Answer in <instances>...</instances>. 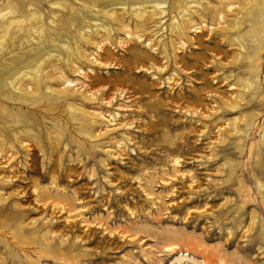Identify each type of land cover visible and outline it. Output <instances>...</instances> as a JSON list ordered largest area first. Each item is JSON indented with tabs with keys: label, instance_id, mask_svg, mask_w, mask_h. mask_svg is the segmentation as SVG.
I'll return each instance as SVG.
<instances>
[{
	"label": "rangeland",
	"instance_id": "374dc122",
	"mask_svg": "<svg viewBox=\"0 0 264 264\" xmlns=\"http://www.w3.org/2000/svg\"><path fill=\"white\" fill-rule=\"evenodd\" d=\"M9 1L0 0V14L24 20L2 40L0 61L5 63L9 53L27 59L41 47L57 57L44 65L51 77L47 82L31 81V100L0 94V153L6 156L0 154V176L6 178L0 191L7 196L0 201V264H264V13L256 17L257 31L244 25L238 32L247 51L250 46L256 51L242 58L243 73L232 67L224 71L236 74L237 84L247 83L245 90L237 85L241 98L232 110L231 88L207 67L220 36L182 27L192 43L176 53L170 45L177 41L168 28L172 16L182 23L176 7L204 6L200 0H167L163 26L172 54L161 75L153 69L162 66L161 57L152 52L161 36L153 35L147 16L140 20L116 10L108 17L98 0H18L21 8H3ZM198 19L193 15L190 21ZM100 22L109 30L102 31ZM127 28L154 43L145 47V40H126ZM102 38L108 43L96 51ZM234 51L227 50L219 61L232 60ZM94 52L112 65L88 72L87 55ZM78 67L85 76L76 74ZM174 71L180 78L165 82ZM60 74L82 81L87 93L103 89L93 101L62 98L46 89V84L61 86ZM115 95L111 106L102 103ZM215 103L217 110L207 111ZM76 107L117 114L116 123L107 126L114 130L104 133L106 122L94 118L92 123ZM196 108L210 117L188 113ZM202 123L209 125L204 133ZM22 128L36 135L23 146L14 136ZM6 152H12L9 162ZM49 216L55 220L51 242ZM65 234L69 240L61 243Z\"/></svg>",
	"mask_w": 264,
	"mask_h": 264
},
{
	"label": "bare ground",
	"instance_id": "6f19581e",
	"mask_svg": "<svg viewBox=\"0 0 264 264\" xmlns=\"http://www.w3.org/2000/svg\"><path fill=\"white\" fill-rule=\"evenodd\" d=\"M200 1L204 3V6H202L201 4H197V3H190V2L187 3L186 2L183 5H181V3H180V5H178L176 7V9H177V16L181 19V22L182 23H178V21L175 20L174 16H172V20L170 21L171 24L169 23L170 27L168 26V28L170 29V31H171L172 34L177 35V41L175 42L174 45H172V44H170V45L172 46V49L174 48V50H173L174 53H176L177 51L181 50L183 47L184 48L186 47V44H187L186 42L191 41L192 37H185L184 38V35H183L182 31H181L182 27L185 28V29H190L192 32H195V33L197 31L198 32H202L203 30L204 31L206 30V31H208L209 35H212V34L219 35L221 42H218V41L215 42L214 41L215 46L212 47L213 48V52L211 53V55L214 56V57H212V59L210 60V63L208 64L207 67L214 68L215 70H217L212 75V77L214 79H218L219 77H221V79L225 82V84H227V86H229V88H231V90H232L233 93L229 95V98H231V99L230 100L228 99L229 100V103H230V108L231 107H236L238 100L241 98V95L239 94L240 91H236L237 85L240 83L243 86V89L245 90L246 87H247V83H245V81H243V82L240 81L237 84V82H235L237 79H234L236 77V74L233 75V72L232 73L229 72L228 74H225V72L229 68L232 67L234 69L237 68L238 73H240V74L243 73V71H244L243 69L239 70V67L242 66V65H244V62L242 61L243 60L242 58H244V56H246V58H247V56L249 57L250 54L253 55L256 52L255 49L252 48L251 46L248 48L249 51H247V47L244 45V43L242 41V37H244V36L238 35V32L242 30V28H243L244 25L246 27H248L247 31H250V30H252L250 32H253L254 30L257 31V27H256L257 19H256V17L260 13H264V0H215V3L214 4H210L209 1H207V0H200ZM87 2H89V1H87ZM21 5H22V2L19 3L18 0H13V1H9L6 5L3 6V8L6 9L7 6H8V8L11 7V6H12V8L13 7H15V8H19L20 7L21 8ZM97 5L100 6L101 12H103V15L108 16V17H112L114 11L121 10V12H123L124 14H130V15L136 17V18H139V19L141 17H143L142 19L144 20L145 19L144 16H147L146 18L149 17V19L151 18L150 20L153 23L152 24L153 25V28L152 29L155 30V32L153 33V35L154 36L156 35V37L161 36L158 39V41L160 42L159 48H157V46L156 47H152V52L159 54V56L161 57V60H162V66H154L153 69L155 70V72L158 71L159 72L158 73L159 75H161L162 73L163 74L166 73L167 69L169 68L168 67V64L170 63L169 56L172 54V52H171V54H169V52H170L169 51V46L167 44V40L165 41V36H164V32H165V29L167 27H164L163 26V24L165 23L163 19L166 17L167 11H168L167 10V0H98V4ZM18 10L19 9H17V11ZM99 13H100V11H99ZM7 14H8V12L5 13V14H0V17H3L5 15H7ZM82 14H84V13H82ZM193 15H195L197 18H199L198 21L196 20V22H194V23H192L194 20L192 22L190 21L191 18L193 17ZM27 17H25L26 18L25 20H27V22H28V19L29 18H27ZM29 17H32V15L31 16L29 15ZM125 17H126V15H125ZM105 18H107V17H105ZM3 19L5 20L6 25L4 27V32L2 33V35H0V40H1L0 41V44L2 42H4V41H2L3 39L8 38L10 36V34H14L15 31H16L15 27H16L17 23H20L22 20H24L21 17L22 20L20 19L21 21H19L18 19L15 18V15H13V16L12 15L5 16ZM142 19H140V20H142ZM75 20H76V18H75ZM128 20H131V19H128ZM128 20H127V22H128ZM98 24H99V26H101L102 31L103 30L104 31H106V30L108 31L109 30V27H107L103 22H100ZM34 25L35 24H32V26H34ZM95 25H97V24H95ZM147 25H148V19H147ZM120 29H122V28L120 27ZM145 29H146V25H145ZM136 30H138V28H136ZM113 31H114V29H113ZM87 32H88V29H84L82 31V34L85 36V35H87ZM111 32H110V34H111ZM123 32H125V34H126V37H125L126 40L127 39L130 40V38H133V37L134 38L136 37L135 39L138 40V41H141V42L143 40H145L144 39L145 36L143 35V33L135 32V31L132 32L129 28H127ZM167 33H169V32H167ZM52 34H53V32H52ZM103 34H102V36H104ZM182 35H183V37H182ZM80 36H78V37H80ZM98 36H99V34H98ZM113 36H114V34H113ZM110 37H112V35ZM104 38H106V37H104ZM104 38H102V40H104V41H100V43L98 42L100 39L97 41L99 43V45L95 42L97 44L96 51L97 50H100L102 43H108V40L107 39H104ZM250 39H252V37L249 38L248 40L250 41ZM258 39H259V37H258ZM119 40H120V38H119ZM15 41H16L15 39L11 38L10 43H15ZM18 41H19V39L17 40V42ZM79 42H81V41H79ZM119 42H118V45H119ZM152 42H153L152 39L145 40V45H146L145 47H147V46L150 47L152 45ZM55 43H54V45H55ZM85 43H87V42H85ZM191 43H192V41H191ZM224 44H226L230 48H228L226 50L223 49V45ZM59 45H60V43H59ZM120 45H122V44H120ZM171 46H170V48H171ZM44 48H46V51H45ZM57 49H59V48L57 47ZM250 49H252V50H250ZM227 50H235L234 51L235 54H233V59L232 60H229L228 62L222 63L223 61L222 62L219 61L220 60V57L225 56L227 54ZM256 50H258V49H256ZM8 51H6V52H8ZM52 51H53V49H48L47 47H41L39 49H36V51L32 52L30 55L29 54L26 55L25 57H27V59H24V60L22 58L23 55H17V54L16 55H12L10 53H9L8 56L6 55V62L7 63L5 62L6 63L5 64V63H2L0 61V94H2L3 96L4 95L5 96H10V98L13 97V96H14L13 98H16V96H17L19 98H22V99L24 98L25 100H29L30 97H32L35 94V93L33 94V92H31V91H33V87H34L32 85V83H31V81L39 80V78L41 79V81L44 80V79L46 81V79L51 78L50 76H48V74L44 70V65L48 61H50L51 58H56L57 57V55L55 54L56 52L54 53ZM1 52H2V50H1ZM243 53H245V54L243 55ZM87 56H88L87 57V61L89 62V65L88 66H90V67L87 68V71L88 72H92V70H93L91 68L92 66H102V67L106 68V67L112 65V64H109V63L108 64H105V63H102L101 61H99L97 59V57H96L97 56V53H95V52H94V55L93 56H91L90 54H88ZM175 56L176 55H174L172 57L173 60L174 59L176 60V57ZM59 57H60V55H59ZM76 60H77V58H76ZM175 60H174V62H176ZM246 61H247V59H246ZM253 61H254V59H253ZM73 64L76 67V64L74 62H73ZM253 66H255V65H253ZM256 66H257V64H256ZM71 67H72V65H71ZM177 67H179V66L177 65ZM143 70L145 72L149 73L152 70V68H143ZM252 70H253V68H252ZM252 70H250V71H252ZM61 73H62V71H61ZM76 74L78 76H85L84 75L85 72L82 71V70H80L79 67L76 69ZM63 75H65V74H60L59 75V77L61 79L58 77L60 80H62L61 86L58 89L53 88V87H51L48 84H46V89L49 90V91H51L52 93L59 94L60 96H62V98L63 97L64 98H73V97L75 98V96H77L80 99L81 98H84L85 100L86 99L87 100L89 99L91 101H93L92 99L96 100L95 98L98 99V96L96 95V93L100 92L103 89V87L101 89L96 90V91H92V92L87 93L84 90V87H83L84 85H83L82 81H80L79 79H70V78H68L66 76H63ZM158 77L160 79V76H158ZM175 77L177 79L180 78L179 72L176 73L174 71L173 73H171L170 76H168L166 78H163V80H165V82H167V83H169V82L171 83L173 81V79H175ZM238 79L241 80V78H238ZM233 80H235V81H233ZM77 83H79V84H77ZM211 86H212L211 84H207V88H208L207 92H208V96L213 99V97L215 98V94H214V92L211 91V89H213V87H211ZM116 95L115 96H112L109 101H103L102 103L104 105H106V106H111L113 104V102L116 100ZM118 95L120 96V95H122V93L120 92ZM218 97H220V95ZM221 97H220V99H221ZM25 100H23V101H25ZM226 102H227V100H226ZM198 103H200V102H198ZM216 105H217L216 103L213 104L212 106L209 105L210 107H213V109L209 107L210 110H207V111H209V112L216 111L217 110V106ZM225 105L226 106L228 105V107H229V104H226L225 103L224 106ZM76 108H77L78 111H81L86 116H88L92 120V123H93V121H95L96 118H98V119L100 118L104 122H106L107 123V124H105L106 127L109 126V124L116 123V122H114L115 120H113V119L116 118V115L117 114L112 115L111 113H108V114H103L102 115V112L101 111H98V110L83 109L82 107L81 108L80 107H76ZM76 108H74V109H76ZM200 111L196 108V109H194V110H192V111H190L188 113H191L194 116L199 115L200 118H201V116H205L206 113H208V112H205V111H204L205 113H201ZM207 116L210 117L209 116V113L207 114ZM207 116H205V117H207ZM233 121H235V120H233ZM226 122L228 123V120ZM202 126H203L202 133H204L207 130V127L209 125L207 126L204 123H202ZM228 127H230V126H228ZM222 128L225 129V128H227V126L225 128L224 127H220L219 128V131ZM231 128H232V130H235V127H231ZM113 130H114V128H108L107 127L105 129L104 133H106V132H110L111 133ZM97 135H99V133L98 134H94V135L92 134L89 137L90 138H93V137H95ZM14 136H15V139L23 146L25 144L27 145V139L28 140H31L32 138H35L36 135H35V133L32 132V130L26 129V128H22L21 130H17L14 133ZM32 136H34V137H32ZM117 146L119 147V145H117ZM106 150L108 151L109 154H111L112 149L109 148V149H106ZM113 151H114V148H113ZM122 152H124V151L122 150ZM11 153L12 152H10V153L9 152L8 153L6 152V154L9 156V157H7V162H9L10 161V158L12 157L11 156ZM116 154H117V152H116ZM1 156L6 157L5 154H3V153L1 154ZM12 160H13V158H12ZM177 162H179V161L176 158L173 161V164L176 165ZM5 180H6V178L0 176V182H3V181L5 182ZM9 181H10V179H9ZM5 197H7V196H4V194L0 191V201L1 200H5ZM53 205H56V204H53ZM45 221L47 222L46 223L47 224V226H46V229H47V233H46L47 242H51L55 238V236H56V233L52 230V226H53V223L55 222V220L53 219L52 216H49L48 218L45 219ZM12 234L15 235V232H12ZM75 238L77 240H79V236H76ZM68 240H69V237L66 236V234H65V236H62L61 237L60 242L63 243V242H66ZM69 249H70V246H69ZM11 264H14V262H12Z\"/></svg>",
	"mask_w": 264,
	"mask_h": 264
},
{
	"label": "flooded vegetation",
	"instance_id": "af4514ba",
	"mask_svg": "<svg viewBox=\"0 0 264 264\" xmlns=\"http://www.w3.org/2000/svg\"><path fill=\"white\" fill-rule=\"evenodd\" d=\"M154 77V76H153Z\"/></svg>",
	"mask_w": 264,
	"mask_h": 264
}]
</instances>
